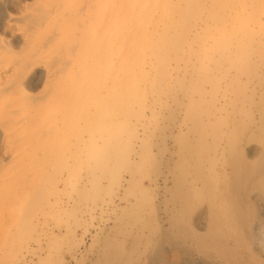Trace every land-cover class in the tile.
<instances>
[{
    "label": "bare ground",
    "instance_id": "obj_1",
    "mask_svg": "<svg viewBox=\"0 0 264 264\" xmlns=\"http://www.w3.org/2000/svg\"><path fill=\"white\" fill-rule=\"evenodd\" d=\"M0 264H264V0H0Z\"/></svg>",
    "mask_w": 264,
    "mask_h": 264
},
{
    "label": "rangeland",
    "instance_id": "obj_2",
    "mask_svg": "<svg viewBox=\"0 0 264 264\" xmlns=\"http://www.w3.org/2000/svg\"><path fill=\"white\" fill-rule=\"evenodd\" d=\"M146 183V182H145ZM147 184V183H146ZM68 195L66 193H64L63 197H64V200L67 201V197ZM83 226V225H82ZM78 231L81 233L82 231V227L78 229Z\"/></svg>",
    "mask_w": 264,
    "mask_h": 264
}]
</instances>
